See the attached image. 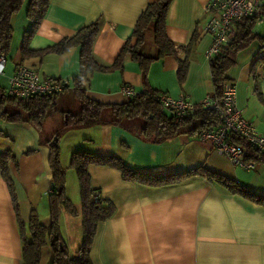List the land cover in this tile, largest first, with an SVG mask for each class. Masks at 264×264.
<instances>
[{
  "label": "crops",
  "instance_id": "1",
  "mask_svg": "<svg viewBox=\"0 0 264 264\" xmlns=\"http://www.w3.org/2000/svg\"><path fill=\"white\" fill-rule=\"evenodd\" d=\"M28 1L23 0L11 19L13 37L0 74V87H7L18 64L35 69L41 78L72 82L79 72L78 47L21 58L24 33L30 26L26 16ZM152 1L155 0H49L29 47L45 48L98 20L93 55L99 64L111 67L91 75L87 90L90 98L102 103H121L128 98L121 87L128 85L137 92L147 87L172 97L184 93L193 103H199L213 91L209 62L204 56L211 37L203 29L209 16L206 7L212 0H171L169 4L166 34L178 48V55L187 56L182 81L177 76L178 60L174 55L152 61L145 77L139 63L128 55L120 68L112 66L123 45L134 42L135 22ZM152 38V32L147 31L141 48L145 54H156ZM261 53L264 50L257 43L252 44L238 54L237 63L225 76L236 87V102L242 116L264 134V72H260L257 81L251 74ZM60 121L59 116L58 126ZM56 129L48 131L44 123L41 138H51ZM62 135H65V161H69L73 151L84 150L114 155L146 174H173L203 166L264 195V164L256 163L252 170L232 166L209 142L199 141L196 135L184 133L166 142L151 143L117 125L81 128ZM8 137L13 138L10 147L16 158V162L9 163V172L19 219L27 224L34 210L47 219L44 223L47 224L49 149L38 144V131L31 124L0 122V151L9 145ZM28 150L33 151L26 153ZM88 173L90 186L98 189L100 196L114 207L112 215L97 225L89 254L92 264H264V204L233 193L201 175L170 186L151 187L125 181L118 170L108 166L89 165ZM68 197L74 206L79 203L80 212V200ZM60 227L68 251L74 241V253L82 242V235L73 240V232L82 230L80 214L73 216L61 210ZM0 264H22L19 222L1 172Z\"/></svg>",
  "mask_w": 264,
  "mask_h": 264
},
{
  "label": "trees",
  "instance_id": "2",
  "mask_svg": "<svg viewBox=\"0 0 264 264\" xmlns=\"http://www.w3.org/2000/svg\"><path fill=\"white\" fill-rule=\"evenodd\" d=\"M23 0H0V57L9 53L13 28L12 16L19 10ZM171 0H155L146 5L139 14L132 33L134 42L127 41L117 55L113 68H120L123 59L128 55L137 61L143 77L146 76L148 65L165 55H174L178 60L177 76L182 81L187 67V56L178 55V48L168 38L165 31V18ZM49 5V0H29L26 16L30 21L25 31L21 58L41 55L47 52L62 53L72 47L79 48V72L73 78L72 88L58 94L33 95L26 98L11 96L6 88L0 87V122L12 125L31 124L38 131V144L49 149L48 166L51 173L48 192V223L39 220L38 214L31 211L27 224L18 215L17 201L13 181L9 172V163L16 162L10 144L13 138L8 137L9 145L0 151V172L5 179L18 218L22 242V264H40L43 248L50 250L48 264H92L90 247L99 222L109 218L114 207L109 200L100 196L98 189L90 186L89 165H103L116 169L125 181L138 182L151 187H165L181 182L192 176H205L212 181L224 185L229 191L238 193L249 199L264 204V195L246 189L238 183L207 170L203 166L190 168L173 174H146L125 164L119 157L76 150L70 154L67 167L61 165L60 149L52 143L53 137H59L70 130L89 128L101 125H117L140 139L151 143H162L174 139L180 134L196 135L200 130L218 124L216 113L210 108H204L200 103L194 104V109L179 119L164 112L156 96L158 91L145 88L133 97H128L121 103H102L90 98L87 94L88 82L96 71H106L111 66L97 62L92 47L99 31L98 20L79 28L72 36L42 49L29 47V40L35 34ZM264 17V12L244 17L235 24V33L224 44L218 54L209 61L213 91L210 94L220 96L223 84L229 81L226 71L237 63L240 52L257 43L264 50V36L254 32L256 22ZM152 32L155 55L145 54L141 48L145 42L147 31ZM260 72H264V53L254 61L251 74L257 81ZM145 79V78H144ZM58 113L60 124L51 138H41L44 123L52 115ZM232 142L243 146L244 158L255 163L264 164V151L251 147L246 141L232 136ZM33 150H28L30 153ZM67 168L73 169L76 175L81 210L77 211L66 195ZM65 210L76 216L80 214L82 242L71 254L65 245V239L60 227V212Z\"/></svg>",
  "mask_w": 264,
  "mask_h": 264
},
{
  "label": "built area",
  "instance_id": "3",
  "mask_svg": "<svg viewBox=\"0 0 264 264\" xmlns=\"http://www.w3.org/2000/svg\"><path fill=\"white\" fill-rule=\"evenodd\" d=\"M206 9L209 16L203 24L204 31L211 37V43L205 51L209 62L219 52L235 33V24L244 17L264 12V0H212ZM5 57H0V74L4 70ZM72 88V82L65 79L41 78L39 73L23 64L15 66L9 78L6 91L9 95L26 98L33 95L58 94ZM121 92L127 97H133L137 91L128 85L121 87ZM156 100L167 114L179 119L194 109V104L184 93L172 97L158 93ZM204 108L212 109L219 120L218 124L202 129L196 134L201 142H209L215 151L223 155L232 166L252 170L253 160H246L242 145L233 143L232 136L242 138L251 147L264 151V134L258 132L254 125L242 116L236 102V87L231 81L223 84L220 96L206 94L199 102Z\"/></svg>",
  "mask_w": 264,
  "mask_h": 264
},
{
  "label": "rangeland",
  "instance_id": "4",
  "mask_svg": "<svg viewBox=\"0 0 264 264\" xmlns=\"http://www.w3.org/2000/svg\"><path fill=\"white\" fill-rule=\"evenodd\" d=\"M254 32L255 33H258V34H260L262 36H264V17H262L261 19H259L256 22V24L254 26ZM59 116L60 115L58 113H56V114L52 115L51 117H49L46 120V122H45V129L48 130V131H52L53 129H56V127L58 126V122H59ZM64 142H65V135H61L57 139V145H58V147L60 149V160L62 158V161H64V164L61 161V165L64 166V167H67L68 164H69V161H68V159L65 161V143ZM65 191H66V195L67 196L70 195V197L72 199L74 197V199L80 200L79 187H78L76 175H75V172L73 171V169H71V168H67V172H66V188H65ZM71 202L73 203V200H71ZM73 205H74V203H73ZM75 208L76 209L79 208V203H77L75 205ZM78 218L79 217H77L74 220H78ZM39 220L42 223H46V221H47V219H44L42 217H39ZM71 230L74 231L75 230V227L74 226L71 227ZM80 235H82V230L79 228L78 232H76V233L73 232V240H75L76 237L79 238ZM72 245H75L74 244V241L71 242V248L69 250L71 253H73V251H74V248L72 247ZM47 251L49 252V248L48 247L43 248V257H42V261H41L40 264H46L47 261H49L48 260L49 259L48 257L50 255V252L48 253Z\"/></svg>",
  "mask_w": 264,
  "mask_h": 264
},
{
  "label": "water",
  "instance_id": "5",
  "mask_svg": "<svg viewBox=\"0 0 264 264\" xmlns=\"http://www.w3.org/2000/svg\"><path fill=\"white\" fill-rule=\"evenodd\" d=\"M57 139H58L57 137H53V139H52V143H53V144H57Z\"/></svg>",
  "mask_w": 264,
  "mask_h": 264
}]
</instances>
